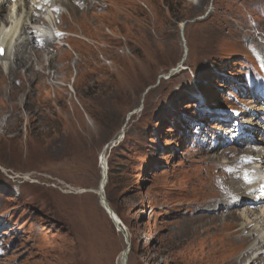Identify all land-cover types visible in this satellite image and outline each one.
<instances>
[{"label": "rangeland", "instance_id": "1", "mask_svg": "<svg viewBox=\"0 0 264 264\" xmlns=\"http://www.w3.org/2000/svg\"><path fill=\"white\" fill-rule=\"evenodd\" d=\"M91 1L55 6L40 77L0 81V264H233L264 204L239 175L264 154V0Z\"/></svg>", "mask_w": 264, "mask_h": 264}, {"label": "bare ground", "instance_id": "2", "mask_svg": "<svg viewBox=\"0 0 264 264\" xmlns=\"http://www.w3.org/2000/svg\"><path fill=\"white\" fill-rule=\"evenodd\" d=\"M75 3L80 9L88 8L91 5L95 7L100 5H93L91 0H20L14 4L11 3L13 6L12 9H7V6L10 5V1L0 0V49L4 50V55L2 57L0 56V60L7 59L5 57L9 54L10 56H13L12 63H6V75L0 74V81H6L9 79L10 82H19V78H23V75L28 79L40 77L42 72L41 69H44L45 67L49 68L51 66V59H44L42 57V53L38 52L37 50L42 52V50L48 48V45L54 39L60 37L53 29V25H55V22H57L56 16H61V12L55 6L58 4L63 5L68 9V11H70V14H75L77 10V7L74 6ZM9 58L10 57H8V59ZM34 64L37 66L36 69ZM4 65L5 64H3V66ZM3 66L0 64V69L1 67L3 68ZM19 68H24L23 74L18 73ZM26 72H28L29 77L26 75ZM49 74L50 81L58 78L55 76V74H51V70L49 71ZM64 76L61 79L66 78ZM9 98H14L13 91H10V96H8V99ZM260 156L252 157L250 153L249 159L246 160H249V164L252 163L253 165L243 169L241 174H239L244 177V183L242 182V187L244 186L243 188L247 193H251L250 195L253 197L252 201H263L264 198V154ZM105 159V154H101V167L103 176L105 175ZM102 183L103 182L100 184V189L103 188ZM101 196L103 195L101 194ZM101 198L100 203L103 207L104 202ZM106 207L119 221V218L115 215L112 209L109 206ZM241 216L243 219L242 224H244V229H246L247 226L252 225L256 228V231L258 230L259 237L257 242L251 243L249 248L235 259L233 264H240L244 262L249 256L250 251L260 248L259 244L264 246V231H261V226H264V204H261L258 210H244L241 212ZM240 240V248H242V246H245L248 239L246 237H241ZM127 252L128 250L125 248L120 254V264H126L128 257ZM256 264L258 263L256 262Z\"/></svg>", "mask_w": 264, "mask_h": 264}, {"label": "water", "instance_id": "3", "mask_svg": "<svg viewBox=\"0 0 264 264\" xmlns=\"http://www.w3.org/2000/svg\"><path fill=\"white\" fill-rule=\"evenodd\" d=\"M105 175H106V173H107V166H106V163H105ZM105 175L103 176V178H102V187L105 185ZM102 197V198H101ZM100 198L102 199V201L104 202L103 204V208L106 210V212L108 213V215H109V217L112 219V221L114 222V224L117 226V228L119 229V230H121L120 229V227H119V225L118 224H120V222L115 218V216L113 215V213H111L108 209H107V207L106 206H109L108 204H107V202L105 201V199H104V196H101ZM129 247V246H128ZM130 249V248H129Z\"/></svg>", "mask_w": 264, "mask_h": 264}]
</instances>
